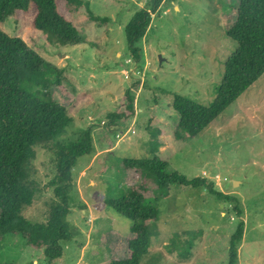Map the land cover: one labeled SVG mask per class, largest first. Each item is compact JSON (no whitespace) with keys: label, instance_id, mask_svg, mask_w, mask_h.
Wrapping results in <instances>:
<instances>
[{"label":"rangeland","instance_id":"1","mask_svg":"<svg viewBox=\"0 0 264 264\" xmlns=\"http://www.w3.org/2000/svg\"><path fill=\"white\" fill-rule=\"evenodd\" d=\"M80 1H57L60 13L79 30L82 42L74 46L50 45L35 32L34 9L0 23L3 32L20 37L63 69L62 85L52 89V97L73 119L68 136L91 127L93 144L97 141L102 150H109L92 167L93 153L77 159L72 169L67 221L73 238L62 244V256L54 264H109L128 256L131 222L106 207L104 200L138 180L134 171L124 170L123 161L146 157L150 124L161 128L160 156L167 172L211 181L215 191L234 199L242 216H236L235 203L220 201L208 190L171 185L156 204L158 221L150 225L156 234L141 264H227L229 238L240 220L244 233L237 264H264V75L195 137H174L179 118L170 106L174 94L205 106L213 101L223 63L236 47L225 31L236 19L239 0H163L138 43L139 61L127 52L124 27L151 0ZM86 4L97 21L89 18ZM127 90L133 93L132 110ZM110 113L121 115L114 130L101 124ZM36 153L33 165L43 191L23 215L44 221L53 196L45 185L54 174V163L46 149L37 148ZM145 197L152 198L151 190ZM14 239L1 243L0 264H51L39 250L25 247L23 237ZM183 249L188 258L179 254Z\"/></svg>","mask_w":264,"mask_h":264},{"label":"trees","instance_id":"2","mask_svg":"<svg viewBox=\"0 0 264 264\" xmlns=\"http://www.w3.org/2000/svg\"><path fill=\"white\" fill-rule=\"evenodd\" d=\"M57 1L0 0V23L18 12L34 9L32 29L50 45L80 44L79 30L60 13ZM162 1L148 2L124 27L127 52L136 61L142 53L138 43L145 37L151 15ZM71 3L82 4L80 0H66V4ZM85 7L89 18L97 21L88 4ZM225 36L236 47L223 63L213 101L205 106L178 94L172 96L170 106L179 118L176 139L184 134L195 137L202 133L264 75V0H239L236 19ZM62 75L63 69L44 60L23 39L0 29V245L8 235H19L27 247L39 250L49 263L61 258L62 244L73 238L67 221L72 169L77 159L93 153L92 128L77 129L68 136L73 119L67 107L52 97V89L62 85ZM126 99L132 110L131 90L126 91ZM120 117L118 113H110L104 122L114 130ZM146 130L150 138L148 156L123 161L124 170L134 171L138 180L127 184L117 197L109 195L104 200L106 207L131 222L130 238L126 239L128 256L113 259L109 264H141L149 253L151 236L156 234L150 230L159 217L156 204L168 195L171 185L202 188L220 201L235 203L232 197L215 191L213 183L205 178L188 180L177 173H168L166 162L158 156L163 144L160 128L150 124ZM37 148L51 152L54 163V174L45 185L53 196L47 203L49 212L44 221L27 220L23 215V210L32 206L43 191L33 165ZM149 190L150 199L145 197ZM233 210L238 218L242 216L236 203ZM243 233L244 222L240 220L229 238L227 264H237ZM187 245L192 247V243ZM179 254L188 258L186 249Z\"/></svg>","mask_w":264,"mask_h":264},{"label":"crops","instance_id":"3","mask_svg":"<svg viewBox=\"0 0 264 264\" xmlns=\"http://www.w3.org/2000/svg\"><path fill=\"white\" fill-rule=\"evenodd\" d=\"M160 128V127H159ZM160 130H161V128H160ZM161 135H162V131H161ZM147 137V136H146ZM97 142V141H96ZM95 142V144H93V156L91 157V160H90V163H89V168L90 167H92V165L94 164V162L95 161H97L98 159H99V157L101 156L102 157V155L104 154V153H109V150H107V149H104V150H102V145H98L97 143ZM147 143H148V139H147ZM164 144H162L161 145V147H160V149H159V153H158V156L161 158V156H160V154H161V152H162V149L164 148V146H163ZM146 157L148 156V153H147V155H145ZM162 159V158H161ZM81 174H82V172H81ZM83 175H84V172H83ZM90 185H95V182H93V181H90V183H89ZM89 215H91V214H89ZM93 218V217H92ZM17 236H19V235H10V236H7L6 238H11V239H14L15 237H17ZM5 238V239H6ZM15 240V239H14ZM24 244V243H23ZM9 245H13V243H10ZM24 246L25 247H27L25 244H24ZM27 248H29V247H27ZM86 247H83L80 251H81V257H84V253H85V249ZM2 250H4V247H2L1 248ZM31 249V248H30ZM33 249H31V251H32ZM60 259V258H59ZM58 259V260H59ZM57 260H54V261H52V262H50L51 264H54L55 262H56ZM34 264H37V261L36 260H34V262H33Z\"/></svg>","mask_w":264,"mask_h":264},{"label":"built area","instance_id":"4","mask_svg":"<svg viewBox=\"0 0 264 264\" xmlns=\"http://www.w3.org/2000/svg\"><path fill=\"white\" fill-rule=\"evenodd\" d=\"M101 124L103 125L104 124V121H102ZM131 134H134V131L133 130L131 131ZM119 136H120V134L117 135V137H119Z\"/></svg>","mask_w":264,"mask_h":264},{"label":"water","instance_id":"5","mask_svg":"<svg viewBox=\"0 0 264 264\" xmlns=\"http://www.w3.org/2000/svg\"><path fill=\"white\" fill-rule=\"evenodd\" d=\"M161 60V59H160Z\"/></svg>","mask_w":264,"mask_h":264}]
</instances>
